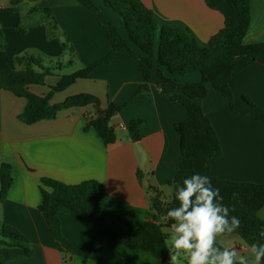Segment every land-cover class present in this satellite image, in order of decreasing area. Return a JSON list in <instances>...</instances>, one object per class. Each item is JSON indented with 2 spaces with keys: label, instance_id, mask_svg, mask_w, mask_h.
<instances>
[{
  "label": "crops",
  "instance_id": "obj_1",
  "mask_svg": "<svg viewBox=\"0 0 264 264\" xmlns=\"http://www.w3.org/2000/svg\"><path fill=\"white\" fill-rule=\"evenodd\" d=\"M92 1L127 40L120 16L102 0ZM141 1L154 13L158 23L189 30L201 47H206L224 27V16L209 8L205 0ZM250 6V27L243 43L261 44L264 43V0H250ZM10 7L13 0H0V29L6 39V46L0 51V69L5 64L12 65L13 57L24 55L62 64L50 66L46 85L30 86L35 95H47L51 85L68 76L58 74L65 67L76 65L77 70L72 74L81 72L112 51L108 34L96 13L78 0H20L17 15L7 13ZM32 8L37 10L30 13ZM46 8L52 10L57 28L42 16ZM19 25L26 29L24 37L18 34ZM66 39L74 48L73 54L63 47ZM171 78L180 85L202 80L198 72ZM144 81L139 61L120 51L108 64L98 66L89 79L71 86L79 84V92L60 98L69 87L51 100L55 105L73 95L91 94L101 101L102 109L109 103L122 106L111 121L117 141L110 146L103 143L94 129L87 128L96 113L93 106L63 110L55 120L29 126L19 119L26 101L0 89V166L11 165L13 176V186L6 200L1 201L0 217L3 225L22 232L34 249L32 257L8 264H161L150 253L100 238L69 215L61 217L64 238L72 249V255L66 256L52 239L40 209L44 177L72 186L94 180L104 185L111 197L144 212L151 209L150 187L158 188L164 201L171 202L170 183L181 158V141L175 128L186 119V109L167 99L156 77L148 90L142 88ZM230 87L236 109L246 108L245 99H249L264 110V58L232 78ZM198 102L209 116L223 150L221 157L209 162L211 175L233 183L264 184V123L252 115L233 113L228 101L210 86L208 95ZM134 120L142 121L138 126L141 136L138 142L132 140L129 131ZM259 215L264 220V207ZM225 240L242 248L252 243L240 233L239 227L226 234Z\"/></svg>",
  "mask_w": 264,
  "mask_h": 264
},
{
  "label": "trees",
  "instance_id": "obj_2",
  "mask_svg": "<svg viewBox=\"0 0 264 264\" xmlns=\"http://www.w3.org/2000/svg\"><path fill=\"white\" fill-rule=\"evenodd\" d=\"M78 1L96 13L98 22L108 34L112 51L109 56L85 70L61 78L55 86H50L45 96L33 94L30 86L46 85V78L51 74L50 66L54 62H46L32 55L13 57L12 65L5 64L0 69V89L26 101L19 119L31 126L43 120H55L63 110L93 106L96 113L87 128L94 129L106 146L115 144L117 134L110 125L122 106L109 103L106 109H102L101 101L91 94L73 95L55 105H52L51 100L55 94L67 90L77 81L89 79L98 66L108 64L118 52H128L139 61L140 72L145 80L142 85L144 90H148L149 84L156 77L159 80L158 87L167 99L186 109V119L175 128L180 136L181 158L178 172L170 185L174 189L193 174L208 176L212 186L219 188L222 203L234 209L230 211V216L240 219V233L252 242L264 243V238L259 235L264 231V220L259 215L264 207V184L233 183L211 175L209 162L221 157L223 150L209 116L198 102L208 95L210 86L228 101L233 113L252 115L255 120L264 123V110L251 100L245 99L246 108H235L230 87L232 78L264 58V43H243L251 21L250 0H205L209 8L224 16V27L209 40L206 47H201L191 37L189 30L158 23L154 13L141 0H102L106 7L120 16L128 35L127 40L95 2ZM19 3L20 0H13V7L6 9L7 13L17 15ZM36 10L32 8L29 12L34 13ZM51 11L49 8L42 10L54 28H57ZM18 31L19 36L24 37L26 29L23 25H19ZM5 46L6 39L0 29V51ZM63 47L65 51L74 53L69 39L65 40ZM197 72L201 74L202 80L190 85H180L171 78ZM140 124L141 120H134L129 126L131 138L135 142L141 139L138 130ZM41 184V213L52 239L66 256L72 255V249L64 238L61 217L69 215L102 239L131 250L150 253L161 264H170L168 251L163 244L165 237L161 233V227L166 225L160 223V217L169 208L178 205L173 196L171 202L167 203L158 188L150 187L153 193L151 209L144 212L121 199L111 197L106 187L94 180L72 186L44 177ZM0 185V200L3 202L13 186L12 167L9 164L0 166ZM0 234V264L34 255L31 243L18 229L3 225Z\"/></svg>",
  "mask_w": 264,
  "mask_h": 264
},
{
  "label": "clouds",
  "instance_id": "obj_3",
  "mask_svg": "<svg viewBox=\"0 0 264 264\" xmlns=\"http://www.w3.org/2000/svg\"><path fill=\"white\" fill-rule=\"evenodd\" d=\"M178 205L160 217L163 244L170 264H264V243L258 241L239 246L226 241V234L237 229L241 221L230 216L222 203L219 188L208 176L193 174L169 190ZM264 238V231L260 232Z\"/></svg>",
  "mask_w": 264,
  "mask_h": 264
},
{
  "label": "rangeland",
  "instance_id": "obj_4",
  "mask_svg": "<svg viewBox=\"0 0 264 264\" xmlns=\"http://www.w3.org/2000/svg\"><path fill=\"white\" fill-rule=\"evenodd\" d=\"M43 17L44 16H46L44 13H43V15H42ZM47 19H49L48 17H46ZM71 54V53H70ZM75 70H77V67H76V65L75 66H67V67H65L64 69H63V71L62 72H58V74L59 75H69V74H72ZM53 81V80H52ZM80 86H79V84H78V86H73V87H71L70 89H68L66 92H64V93H62L61 95H59L60 96V98H66L67 96H69L70 95V93L71 92H79V90H81L80 88H79ZM43 89H46V88H43ZM0 188H1V185H0ZM0 209H1V200H0ZM2 226H3V224H2V220H1V217H0V233H1V228H2ZM2 239V237H1V234H0V240Z\"/></svg>",
  "mask_w": 264,
  "mask_h": 264
},
{
  "label": "built area",
  "instance_id": "obj_5",
  "mask_svg": "<svg viewBox=\"0 0 264 264\" xmlns=\"http://www.w3.org/2000/svg\"><path fill=\"white\" fill-rule=\"evenodd\" d=\"M125 130V128H123Z\"/></svg>",
  "mask_w": 264,
  "mask_h": 264
}]
</instances>
